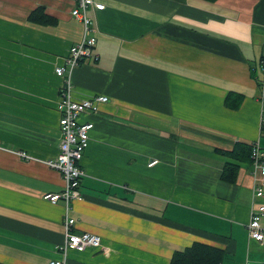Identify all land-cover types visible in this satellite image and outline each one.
<instances>
[{"label":"crops","instance_id":"obj_1","mask_svg":"<svg viewBox=\"0 0 264 264\" xmlns=\"http://www.w3.org/2000/svg\"><path fill=\"white\" fill-rule=\"evenodd\" d=\"M94 1V56L69 78L75 99L110 101L79 117L93 128L82 199L66 211L43 199L63 187L46 164L61 137L54 69L83 24L71 0H0V264H170L193 242L221 248L224 264H264V240L246 231L252 160L231 154L257 141L264 156V0ZM37 7L55 24L28 21ZM64 215L102 250L64 254Z\"/></svg>","mask_w":264,"mask_h":264},{"label":"built area","instance_id":"obj_2","mask_svg":"<svg viewBox=\"0 0 264 264\" xmlns=\"http://www.w3.org/2000/svg\"><path fill=\"white\" fill-rule=\"evenodd\" d=\"M72 8L70 13L75 19L82 21L84 34L80 41L69 46L68 53L63 64L57 65L54 73L63 78L59 88V97L56 103L58 112V125L60 129V142L56 155L48 159V167L55 169L61 174L63 187L61 191L49 192L43 195V199L50 203L63 201L66 211L71 201H80L82 194L79 190L80 181L85 172L81 167V159L89 144V133L93 128L92 122H80L79 117L86 112L98 111L104 103L110 101L105 94H96L90 97L75 99L72 95V86L69 78L72 67L77 66L80 60L93 57L95 37L89 36L90 19L86 15V9L93 6L96 9L103 8L101 3L94 0H71ZM262 72L264 75V54L261 58ZM260 96L264 98V78L259 85ZM260 124L264 130V113L261 116ZM252 174H253V200L256 202L252 208L250 218L246 224L248 238L257 242L264 240V230L261 226V218L264 215V156L257 141L250 143ZM23 154V153H21ZM156 160L149 163L152 165ZM63 228L65 233L64 244L60 247L64 254L68 249L83 252L88 248L102 250V241L99 235L82 232L72 233L75 219L64 215ZM48 264H65V259H52Z\"/></svg>","mask_w":264,"mask_h":264},{"label":"trees","instance_id":"obj_3","mask_svg":"<svg viewBox=\"0 0 264 264\" xmlns=\"http://www.w3.org/2000/svg\"><path fill=\"white\" fill-rule=\"evenodd\" d=\"M28 21L35 24L53 25L56 20L50 17L42 7H37L28 15ZM231 95V93H230ZM237 100L229 102V95L226 104L232 108L238 107L240 96ZM237 158L251 161V147L249 145L237 144L231 152ZM224 251L215 246H210L200 242H193L181 250H175L171 256L170 264H224Z\"/></svg>","mask_w":264,"mask_h":264}]
</instances>
